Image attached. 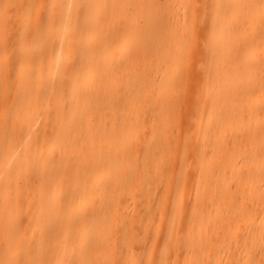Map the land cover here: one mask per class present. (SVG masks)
Returning a JSON list of instances; mask_svg holds the SVG:
<instances>
[{"label": "bare ground", "instance_id": "obj_1", "mask_svg": "<svg viewBox=\"0 0 264 264\" xmlns=\"http://www.w3.org/2000/svg\"><path fill=\"white\" fill-rule=\"evenodd\" d=\"M41 13L0 0V264H264V0Z\"/></svg>", "mask_w": 264, "mask_h": 264}, {"label": "rangeland", "instance_id": "obj_2", "mask_svg": "<svg viewBox=\"0 0 264 264\" xmlns=\"http://www.w3.org/2000/svg\"><path fill=\"white\" fill-rule=\"evenodd\" d=\"M48 2H49V0H39V3H40V10L43 12V13H41V14H44V12H45V9L47 8V6H48ZM25 10V9H24ZM24 12V11H23ZM5 37H6V45H8V49H7V58H10L9 57V54L11 53V49H12V47H13V41H14V39H13V37H12V34L11 33H8V31H6V34H5ZM31 42L32 41H30L29 42V44H31ZM7 83H8V90L5 92V93H3L2 95H1V99H2V102L4 103V104H8L9 103V101H10V98H11V92H10V82L9 81H7ZM27 140V139H26ZM25 140V141H26ZM20 150H21V148H19L17 151H16V153H15V155L16 154H19V152H20ZM15 155L11 158V161H13V159L15 158ZM164 230V229H163ZM162 231V230H161ZM136 237L138 238L139 237V234L138 233H136ZM135 261L138 263V262H142L143 261V259L142 258H139V257H136L135 258ZM176 264H180L179 262H177Z\"/></svg>", "mask_w": 264, "mask_h": 264}]
</instances>
